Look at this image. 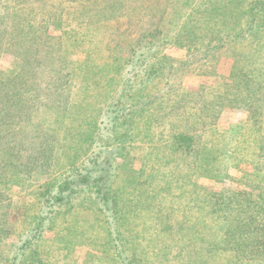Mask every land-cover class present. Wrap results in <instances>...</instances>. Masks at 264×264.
Wrapping results in <instances>:
<instances>
[{
  "label": "trees",
  "instance_id": "obj_1",
  "mask_svg": "<svg viewBox=\"0 0 264 264\" xmlns=\"http://www.w3.org/2000/svg\"><path fill=\"white\" fill-rule=\"evenodd\" d=\"M203 4L204 9H199L195 13L203 14L201 21L195 23L196 15L181 18L187 20L178 41L190 52L194 50L197 55L208 58L210 53L230 43L243 42L246 36L257 38L253 39L257 43L256 50L258 45L261 49L264 47L262 40L264 33L258 35L261 23L255 21L252 15H250L252 21L239 26L244 19V13L240 9L232 10L224 0L202 2L200 5ZM260 6L264 8V3L259 1L247 11L248 14L256 13ZM2 21H12L14 24V34L9 32L11 37L6 42L7 48L9 51L19 50L22 55L19 56L21 62L19 70H0V217L9 216L12 205L4 204L8 202L6 199L13 186L30 185L34 174L46 175L49 181L38 187L41 202L35 206L37 213L30 219L25 212L20 218L23 229L21 228L18 236H15L14 239H17L15 244L4 242V239H13L12 224L7 225L0 221V264H54L55 256L60 255L59 253L64 254L69 250V246L77 241L98 243L103 246L107 255L105 258H98V264H152L150 258L159 257L158 249L170 251V245L180 243L182 244L180 251L192 254L198 250L201 253H212L213 247L216 252L222 251L220 253L223 255L228 248L229 238V245L231 243L241 245L242 248L236 255L239 258L246 256L252 259L261 256L264 259V207L253 210L248 217L243 216L248 206L251 207L249 205L251 201L247 199L248 206L243 205V202L239 204L238 213L243 215L232 217L233 211L236 212L237 208L230 204L229 199L225 203L222 202L223 196H215L203 197L198 201L187 196L192 195L193 190H190L181 197L186 202L189 201L190 211L186 214V204L168 199L177 198L169 197L177 196L184 187H188L187 184L175 182L173 186L168 179L163 187H160L161 182L156 183L154 179L158 177L155 173L159 174L161 170H158L154 163L155 171L145 177L147 160L144 158L138 160L134 157L140 166L130 169L129 172L123 171V167L118 165V160L124 156L122 151L125 143L133 139L130 136L132 119L142 109L139 105L143 107V104L137 103L136 106H132L128 105L129 100L124 102L122 100L116 107L112 105L111 109H114L107 112L102 122L103 129L106 132L111 131L109 135H112L110 139L106 136L105 145L98 142L100 114L97 117L95 114L88 120V129L83 130L82 123L76 131L72 129L73 127H65L64 122L60 125V120L63 119L61 116L72 117V113L77 111L70 110L68 94L65 95L63 91V87L69 82L67 79L71 76L65 74L70 64L66 56L59 55L55 58L63 48L61 44L63 39L43 34L45 30L42 28L36 30L33 26L22 31L19 26L20 20L14 14ZM22 33L28 37L27 40L23 39L25 36L22 37ZM155 33L157 32L152 35ZM153 46L154 44L149 45L148 52L155 55ZM137 52L133 50L131 59L125 62L127 67L132 65L131 73L140 72L137 66L141 56L138 57L140 52ZM256 57L252 54L233 56L231 73L233 83L229 88H225L224 92L215 95L212 100H195L196 95H188L194 100L188 110L182 109V103L176 106L178 102H173L169 114H175L177 131L167 146L161 147L159 140L153 142L156 147H153L152 154L158 156L157 152L162 153V163L166 168V171L163 170L164 173L161 171L164 179L170 178L173 170L177 181H180L190 179L192 172L197 168L210 171L211 167L217 165L218 160L224 165L219 158L201 162L202 154L197 151L198 146L202 144L204 128L210 122L214 126L213 123L220 112L233 103L246 106L250 111V127L246 132L253 135L254 143L253 146L251 144L248 146L253 148L261 144L259 150L264 151V68L257 67L255 62H260L261 59L255 61ZM153 59L149 57L146 62L150 63ZM165 61L167 64H161L158 69L160 78H166L174 73L168 59ZM147 63L142 67L148 65ZM180 71L185 73L184 68ZM97 74L93 73L88 78L89 86H92L95 94L101 87L100 80L96 78ZM154 75H148V72L142 74L146 78L144 80L146 88L149 84L152 85ZM151 103L152 101L147 102L148 105ZM49 115L52 116L48 117ZM190 121L193 122L189 123ZM52 122L58 126H52ZM73 135L77 140L67 145V141H72ZM244 148L247 149L246 146ZM91 150V156L86 158L85 155ZM194 153L195 159L192 160L191 156ZM259 154L264 157V153ZM259 163L261 170H264V160ZM238 167L240 166H231L218 181H224L231 175V169L235 170ZM117 169L120 171L118 174ZM61 170L63 175L59 176L58 172ZM121 173L123 178L120 180ZM125 187L128 188V196H125L127 193ZM245 196L256 198L252 193H246ZM260 200L263 201L264 196L260 197ZM159 201L167 206L163 213L161 212L163 204ZM148 208H157L160 214L151 220H144L138 228L126 225L127 216ZM195 209L197 213L199 209L198 214L193 212ZM195 215L198 216V220H193ZM211 216L212 218H209ZM210 221L221 223L219 228L226 230L223 237L219 233L214 239L211 234L203 235L202 229L205 226L212 227L208 224ZM84 223L90 225L85 227ZM233 229L234 231L230 233ZM49 230L55 231L57 237L53 246H47L48 250L42 252L39 241ZM90 230H96L99 235L95 236ZM173 237L177 238L173 240ZM222 244L225 246L220 248ZM153 248L157 249L153 251ZM150 253L159 254L154 257L150 256ZM202 255L192 257L200 259Z\"/></svg>",
  "mask_w": 264,
  "mask_h": 264
},
{
  "label": "rangeland",
  "instance_id": "obj_2",
  "mask_svg": "<svg viewBox=\"0 0 264 264\" xmlns=\"http://www.w3.org/2000/svg\"><path fill=\"white\" fill-rule=\"evenodd\" d=\"M210 1L212 0H0V70L14 71L21 68L19 58L22 55L21 52L19 50L9 51L6 44L11 37L9 32H13L14 24L12 21L3 22L2 20L7 19L11 14L18 16L22 31L33 26L36 30H40V28L45 30L43 34L61 37L63 48L55 58L59 55L66 56L70 64L67 66L65 74L71 76L67 79L69 82L63 87V91L65 95L68 94L67 102L71 107L70 110L77 111L72 113V117L61 116L66 119L60 120V125L64 122L65 127H73L72 129L76 131L82 123L83 130L88 129V120L95 114L96 117L100 114L98 117V142L105 145L106 136L110 139L112 135H109L111 131L106 132L103 129L102 122L106 118L107 112L114 109H111L112 105L116 107L122 100L123 102L129 100L128 105L132 106H136L137 103L143 104V107L139 105L142 109L132 119L130 136L133 139L125 143L126 146L122 151L124 156L118 160V165L123 167V171L129 172L130 169L140 166L133 159L134 157H137L138 160L144 158L147 160L145 177L155 171L154 163L158 170L164 173L163 170L166 171V168L162 163V153L157 152L158 156L152 154L153 147H156L153 142L159 140L161 147L167 146L177 131L175 114H169L173 102H178L176 106L182 103V109L188 110L194 101L188 95H196L195 100H212L215 95L224 92L225 88H229L233 83L231 78L234 64L233 56H250L252 54L257 56L255 61L258 58L261 59L260 62L254 61L257 67L264 68V63H262L264 47L261 49V46L258 45V49H255L257 43L253 39L257 40V38L246 36L243 42L230 43L222 49L210 53L208 58L197 55L198 53L194 50L190 52L186 46L179 43L180 33H182L184 22L187 20L181 19L182 16L188 18L196 15L195 13L199 9H204V4H200L202 2L210 3ZM224 1L232 10L238 11L240 9L244 13V19L239 26L252 21L250 16L252 15L255 21L261 23L260 28H258L261 31L258 32V35H263L264 8L258 7L254 14H248L247 11L259 1L264 3V0ZM202 17L203 14L196 15L195 23L201 21ZM193 22L190 21V23ZM4 30L6 31L4 32ZM154 32L157 33L152 35ZM24 34L22 33L21 36L23 37ZM24 36L26 38L23 37V39L27 40L28 37ZM262 40H264V35ZM151 44H154L155 55L148 52V47ZM133 50L140 52L137 55L138 57L141 56L137 66L139 73H131L132 65H128V67L125 65V62L131 59L130 55ZM149 57L151 59L154 57V59L147 63ZM164 58L165 60L168 59L169 64L173 66L174 73L166 78H160L158 69L161 64H167ZM146 63L148 65L143 68L142 66ZM183 68L185 73L180 71ZM147 72L148 75L155 74L152 85L149 84L148 88L144 85L146 78L142 76ZM93 73H98L96 78L100 80L101 84L100 93L96 94L92 86H89L90 82L88 83V78ZM168 90L169 93H167ZM148 95L151 97L149 98ZM149 101L152 103L148 105L147 102ZM249 115L250 111L246 106L233 103L220 112L213 123L214 126L210 122L204 128L202 144L198 146L197 151L202 154L200 161L209 162L213 158H219L224 162V165L218 160L217 165L211 167L210 171L206 172L203 168H197L192 172L190 179H181L180 181H177L174 170L170 174L171 177L166 179H164V174L162 175L161 171L159 174L155 173L158 177L154 180L156 183L161 182L160 187H163L168 179L173 186L175 182L188 186L178 192L177 196L169 197L177 198L168 200L186 204L187 208L182 205L183 208L187 209L186 214H189L190 211L189 201L186 202L181 197L188 194L190 190H193V193L187 196L198 201L203 197L212 198L215 196H223L222 202L225 203L229 199L230 204L237 208L236 212L233 211L232 217L243 215L238 213L239 204L243 202V205L248 206L247 199H250L249 205L251 207L248 206L243 216L248 217L253 210L264 207V200H260V197L264 196V170H261L262 167L259 163L264 160V157H261L259 153H264V151L259 150L261 144H257L253 148L248 146V144L253 146L254 143L253 135H248L246 132L250 127ZM52 120L55 121L54 118ZM52 126L58 125L53 123ZM76 140L73 135L72 141H67V145ZM91 153L92 150L85 155L86 158H89ZM191 158L192 160L195 159V153ZM235 158L240 162L234 160ZM236 165L240 167L235 170L231 169V175L224 181H218L220 176L230 170L231 166ZM119 172L117 169V174ZM58 175H63L62 170L58 172ZM121 178H123V173L120 174V180ZM47 180L49 181V177L46 175L34 174L29 182L30 185L27 184L26 187L15 185L11 188L6 199L8 202L3 204L7 206L10 203L12 207L9 216L7 218L0 217V221L7 225L12 224L14 236L13 239H4V242L10 245L17 242V239L14 238L16 235L18 236L20 229H23L20 218L25 212H27V218L30 219L37 213L35 206L41 202L38 196L40 193L38 187ZM1 188L3 189V186ZM126 191L125 196H128L127 187H125ZM246 193H252L256 198H247ZM159 202L163 204L161 211L163 213L167 206L162 201ZM27 208L29 209L27 210ZM193 212L198 214L199 209L198 213L196 209ZM159 214L157 208L138 211L134 215L126 217V225L131 228H138L144 220H151ZM193 220H198V216L195 215ZM208 224L212 227L205 226L202 229L203 235L211 234L212 239H214L218 237L217 233L221 237L226 233L225 229L219 228L221 223L210 221ZM89 225L84 223L85 227ZM233 231L234 229L230 233ZM90 232L95 236L99 235L96 230H90ZM56 237L57 233L52 230L44 234L39 241L42 252L48 250L47 246H53ZM176 238L173 237L172 239L175 240ZM228 240L230 238L227 239L228 248L225 249L223 255L220 253L222 251L216 252L213 247H211L212 253H201L198 250L192 254V252L180 251V247H182L180 243L174 246L170 245V251H165L162 248V250L158 249L160 254L150 253V256L154 257L159 254V257H151L150 260H152V264H264V259L261 256L252 259L246 256L239 258L236 255L238 250L242 248L241 245L239 243L229 245ZM223 246L225 245L222 244L219 247ZM245 248L244 246L243 249ZM156 249L153 248V251ZM59 254L55 256L57 261L54 259V264H98V258H105L107 251L98 243L90 244L77 241L69 246V250L65 251L64 254ZM201 254L203 255L200 259L192 257Z\"/></svg>",
  "mask_w": 264,
  "mask_h": 264
}]
</instances>
